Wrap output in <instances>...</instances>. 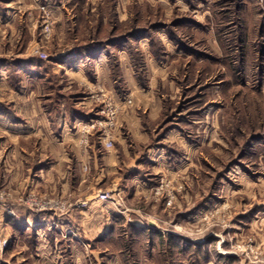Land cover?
Listing matches in <instances>:
<instances>
[{
    "label": "rangeland",
    "instance_id": "obj_1",
    "mask_svg": "<svg viewBox=\"0 0 264 264\" xmlns=\"http://www.w3.org/2000/svg\"><path fill=\"white\" fill-rule=\"evenodd\" d=\"M33 5L0 7V264H264V0Z\"/></svg>",
    "mask_w": 264,
    "mask_h": 264
},
{
    "label": "crops",
    "instance_id": "obj_2",
    "mask_svg": "<svg viewBox=\"0 0 264 264\" xmlns=\"http://www.w3.org/2000/svg\"><path fill=\"white\" fill-rule=\"evenodd\" d=\"M0 1H1L0 2V7H2V6L3 7H32V5L36 2V0H0ZM1 3L4 4V5H1ZM56 4H55V6H57V7H61V6L64 5L63 1H61V3L59 2V4H57V5ZM33 7H34V5H33ZM140 125L141 124H138V127H139L138 128V132H139V135L141 137V127H140ZM68 127L69 126L64 123L63 131H62V135H61L64 140L67 139L69 137V134L71 133V132H69V128ZM125 152L127 153V151H125ZM58 155L60 157L59 160H57L58 161L57 162L58 166L59 167L62 166L63 169H66L67 167H71V169H72L71 175L74 176V177L73 176L71 177V180L74 183H76V180H77L76 179L77 173H79L81 170H83V165H85V164H87L89 162L90 164L94 163L96 169L99 167L98 166L99 159H97L96 156L94 157V159H90V158L89 159H83L81 157V155L79 154V151L76 150V149H73L72 151H70V153L66 149H64L63 151L59 152ZM101 160H102V162H104L105 170H107L109 175L116 174L115 166H116V164L118 162V157H117V155H115V153L111 154L110 156L106 155ZM54 166L55 165H53L49 169L52 170L54 168ZM102 181H103V179L102 180L99 179V182H102ZM40 183H43V181H41ZM64 188H65V186H64ZM64 188H63V191L65 190ZM74 189H75V186H74ZM116 189H118V188H116ZM93 196H95V195H93ZM93 206H94V204L91 205L89 209H92ZM89 209H88V211H89ZM109 209H111V208L109 207ZM111 210H112L111 212H113V209H111ZM88 211L83 209L81 211V214L83 213V215H85L84 213H88ZM109 214H111L110 211H109ZM26 216H27V220L31 219L32 213L27 214ZM73 216H71V218L79 219L80 215H77V216H74V217ZM109 222H111V221H109V218L107 220H105V223H104L105 226L103 228H98V226L97 227H90V228L82 226L83 227L82 228V227L78 226V229L82 230L85 233V235H87V236L96 235V236H105L107 238V237H110L111 235L114 234L113 233V229L110 227L111 223H109ZM29 228H31V227H29Z\"/></svg>",
    "mask_w": 264,
    "mask_h": 264
},
{
    "label": "built area",
    "instance_id": "obj_3",
    "mask_svg": "<svg viewBox=\"0 0 264 264\" xmlns=\"http://www.w3.org/2000/svg\"><path fill=\"white\" fill-rule=\"evenodd\" d=\"M107 145H109V146H112L113 144H112V142L111 141H107ZM172 203L171 202H169V206L171 205Z\"/></svg>",
    "mask_w": 264,
    "mask_h": 264
}]
</instances>
